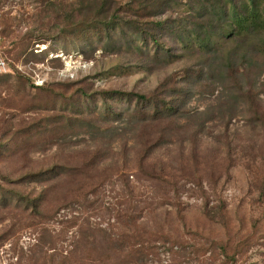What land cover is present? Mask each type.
<instances>
[{"label": "rangeland", "instance_id": "rangeland-1", "mask_svg": "<svg viewBox=\"0 0 264 264\" xmlns=\"http://www.w3.org/2000/svg\"><path fill=\"white\" fill-rule=\"evenodd\" d=\"M40 1L0 0L7 67L0 74V264H65L62 256L77 238L78 264H264V124L258 118L264 107V60L257 59L246 78L237 67L239 79L228 86L214 83L217 74L200 87L187 85L189 113L178 124L191 128L177 130L173 144L151 156L149 164L167 166L152 175L168 182L158 181L141 170L133 129L125 132L127 146L123 135H112L102 113L104 93L149 95L170 77L172 85H185L184 70L200 60L194 45L184 50L174 36L162 35L175 56H165L167 63L160 65L139 54L137 46L144 42L135 37L136 22L112 27L106 36L90 31L67 38L61 11L78 0H50L57 13L45 7L47 0ZM128 2L115 0L113 6L123 11ZM192 3L159 2L150 17L146 4L124 16L172 18L175 32L194 19ZM214 38V48L227 43ZM242 85L252 86L263 107L248 97L236 105L228 102L230 88ZM108 103L116 110L127 106L124 98ZM202 120L205 127L193 147L187 140ZM92 153L101 159L88 170L84 165ZM170 185L178 191L176 201L166 198L169 190L174 195ZM14 192L31 199L43 192L40 210L50 217L34 215ZM127 213L136 220L132 231ZM124 232L136 240L121 245ZM52 233L66 236L53 247ZM41 235L44 247L37 246ZM222 246L234 257L227 258Z\"/></svg>", "mask_w": 264, "mask_h": 264}, {"label": "trees", "instance_id": "trees-1", "mask_svg": "<svg viewBox=\"0 0 264 264\" xmlns=\"http://www.w3.org/2000/svg\"><path fill=\"white\" fill-rule=\"evenodd\" d=\"M128 1V8L123 11H121L122 8L119 9L113 6L115 0H78L76 3H71L67 7V10H64V12L61 11L64 15V17H62L65 21L64 24L68 27H63L61 30L67 38L75 37L80 39V37L86 35V33L90 31L106 36L105 32L112 27L123 28V26H128L130 22H136L139 27L135 26L137 29L134 32L135 37L136 39H142L144 42L143 47L137 46L139 54L145 59L160 63V65H165L167 63L164 59L165 56H175L172 47L162 40V35L164 38H166L167 35L174 36L176 40L180 41L184 50L188 49L187 46L194 45V52L196 51L194 54L199 55L200 60L198 61V66L184 70L183 81L185 85L178 87L172 85L173 82L168 81L170 77L160 83L149 95L124 90H112L104 93L107 107L102 113H104V120L110 124L109 129L112 128L110 130L112 135L117 139L118 136L123 135L122 139H124V146H127L129 138L125 135V132L133 129L134 137L137 139L133 144L137 147L138 158L141 162V170L143 172L145 171L153 178L159 177L158 181L162 180L167 183L168 180H165L166 178L152 175H156V173H160L161 171L163 172V170L167 168L166 164L160 162L153 165L149 164V161L151 156L158 149L162 148V146L173 144L172 142H174V139L178 136L177 130L181 128H191V125L186 127L179 126L178 124L180 116L189 113L185 110L186 96L190 91L187 90V85L193 84L200 87L202 83L214 80L217 74L214 83L216 80H221L222 86L223 84L228 86L231 81L236 82L239 79L237 67L243 69L242 75H244L245 78L250 76L252 69L257 68V59L259 60L262 58L264 60V0H193L191 7L195 13L194 19H192L190 23L188 21L187 25L180 23V27L176 29L177 31L175 32H173V28L169 27L170 22H175L172 18L164 20L147 19L139 12L137 14L138 17L147 19L146 21L139 19L129 20L132 14L128 19L124 16L130 14L133 8L136 9V11L138 9H144L146 4L151 5L147 16H155L153 12L155 9H159L156 8L159 2H161L162 6L164 3H173L175 0ZM40 3L43 5V0H41ZM55 5L56 2L47 0L45 7L53 6L55 13H57ZM110 11H112V14L109 15ZM183 31H186L189 35H179V32ZM214 37L222 38L221 41L227 40L226 45L214 48ZM69 41H67V43ZM149 43L154 46L152 51L146 48ZM213 65L216 69L215 74L212 72ZM227 78L229 80L224 81ZM239 89L242 92L241 96L240 93L238 94ZM80 92L82 95L85 94L84 91ZM227 97L228 102H232L235 105L239 104L241 101L246 102L245 100L248 97L249 103L263 107L258 103V96L253 92L252 86L248 90L244 88V85L240 88L233 86V88H230V94L227 92ZM120 98L127 100V106L116 110L109 105L108 101L112 102ZM261 113L262 116L259 115L258 118L264 124V107ZM80 121L84 124L87 123L88 119L87 117H81ZM117 121L121 122V126L116 127L115 123ZM87 127L90 126L87 125ZM204 127L203 120L195 123L194 128L196 129H192L193 132L190 133V138L187 140L193 147H196L199 143V135ZM101 129V126L98 127V131L101 132ZM102 134L105 135L103 132ZM92 155L89 162L84 165L88 170L93 169L101 159V155L100 159H98V154L92 153ZM146 168H151V170L146 171ZM41 173L46 174V171ZM34 177L39 178L44 176L36 174ZM172 189L174 195L169 196V190L166 194V198L176 201L178 191H176L174 187H172ZM14 193L19 200L27 202L28 206L34 209L32 210L34 215L43 218L50 217L48 214L46 215L45 210H40L42 207L43 192L34 197V199L20 192ZM127 214L125 216L128 218L130 224L129 228L130 231H132V229L137 228L136 220L133 214ZM64 236L66 235L50 234L51 240L49 244L54 247ZM125 236L126 238L124 239ZM127 240L128 243L134 242L136 237L132 235L131 232L127 234L124 232L123 238L119 242H121L120 244L122 245ZM37 242L38 247L47 245L45 235H41ZM79 242V238L73 240L67 253L62 256V263L78 264L77 257L80 251ZM121 250L123 251L124 249ZM222 251L227 258L234 257L228 255L225 246H222Z\"/></svg>", "mask_w": 264, "mask_h": 264}, {"label": "built area", "instance_id": "built-area-1", "mask_svg": "<svg viewBox=\"0 0 264 264\" xmlns=\"http://www.w3.org/2000/svg\"><path fill=\"white\" fill-rule=\"evenodd\" d=\"M7 71L6 61L4 58L3 46H2V37L0 36V74Z\"/></svg>", "mask_w": 264, "mask_h": 264}]
</instances>
